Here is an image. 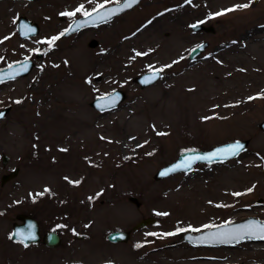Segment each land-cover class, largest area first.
Returning a JSON list of instances; mask_svg holds the SVG:
<instances>
[{"label": "rangeland", "instance_id": "1", "mask_svg": "<svg viewBox=\"0 0 264 264\" xmlns=\"http://www.w3.org/2000/svg\"><path fill=\"white\" fill-rule=\"evenodd\" d=\"M109 1L0 0V67L34 62L27 75L0 82V108L10 105L0 120V177L18 167L0 182V264H264V241L194 247L181 239L249 215L264 221V0H141L60 36ZM68 12L75 15H61ZM18 15L39 33L19 38ZM198 21L214 31H193ZM151 69L161 72L156 82L133 81ZM115 88L126 93L115 108L89 105ZM236 139H249L237 156L153 176L185 149ZM17 213L34 216L42 234L59 233V244L12 241ZM145 217L154 221L132 229ZM114 229L128 239L107 240Z\"/></svg>", "mask_w": 264, "mask_h": 264}, {"label": "water", "instance_id": "2", "mask_svg": "<svg viewBox=\"0 0 264 264\" xmlns=\"http://www.w3.org/2000/svg\"><path fill=\"white\" fill-rule=\"evenodd\" d=\"M140 0H136L135 3L131 4L130 7H124V5L128 2V0H121L116 3L104 5L92 10L90 15H81L79 17L74 18L68 26L63 30L64 35H69L73 32L79 31L86 27L95 26L99 23L110 20L117 14L124 12L127 9L132 8L136 5ZM115 10V11H113ZM195 25V27H193ZM17 32L20 38H25L31 35H36L39 32V26L36 22H32L24 15H19L17 17ZM191 29L194 31L204 30V31H213V27L210 25H204L200 22H196L192 24ZM31 29V31H29ZM207 46V41H203L193 46L188 53V58L193 59ZM40 54L38 53L36 56L38 57ZM33 61L24 58L22 60L15 61L8 66L0 68V80L5 81L7 79L15 78L17 76L26 75L32 68ZM160 77L159 69H151L146 72H143L139 75L133 77V81L137 82L140 87H145L153 82H155ZM125 98V92L121 89H114L107 94L97 95L93 98L89 104L97 110H109L116 107L123 99ZM10 106H6L0 109V119L4 117V115L9 111ZM258 126L264 130V119L258 123ZM248 139H238L233 141H228L225 143H221L215 145L213 147L207 149H186L178 154V156L172 160L171 162L159 167L155 173V179L164 178L170 174L180 172V171H188L195 165L196 163H211L220 160H226L232 158L234 156H228L226 153H220L216 157L211 159H201V157H207L209 154L216 152L217 149H227L230 145L239 144L242 146V152L248 145ZM238 153V154H239ZM2 163L5 164L7 157L5 154H2ZM168 169H174L167 173V175H160L161 172H164ZM18 172V168H13L9 173H3L0 177V182L4 183L6 180L14 177ZM129 200L133 201L136 205H139V201L135 196L130 195L128 197ZM16 219L18 221L12 223L10 238L13 241H17L19 243L20 240L24 237H27L29 233L33 238H25L23 239V245L38 242L42 240L45 245L55 246L60 242V235L55 231H47L41 238L39 223L36 218L26 214V213H17ZM152 217H147L139 220L133 228L143 226L147 223L153 222ZM259 222V224L264 225V221H261L259 218L255 216H247L238 220H233L229 222L220 223L214 225L211 228H207L205 230L199 231L197 233L184 232L182 235V240H186L191 244L198 245H224V246H234L235 244L248 240L251 242L264 241V238H259V236H252L251 238L247 235L242 239H231L226 242H222L219 240L209 239L210 235L213 233H232V234H241L249 228L252 230L256 229V225H250L249 222ZM128 231L125 230H113L106 235V238L110 241H125L128 238Z\"/></svg>", "mask_w": 264, "mask_h": 264}, {"label": "snow or ice", "instance_id": "3", "mask_svg": "<svg viewBox=\"0 0 264 264\" xmlns=\"http://www.w3.org/2000/svg\"><path fill=\"white\" fill-rule=\"evenodd\" d=\"M136 0H128V2L124 5V7H130L131 4L135 3ZM249 7L248 4H243V5H237L235 8H232V9H226L220 13H216V15H223L225 12H228V11H234L236 10V8H247ZM83 10V5L79 6L77 9H76V12H81ZM115 11V10H113ZM61 15H68V16H72V15H75L74 12H68V13H62ZM84 15H90V13L88 12H84ZM193 27H195V25H193ZM29 31H31V29H29ZM60 35H64V33H60ZM59 39V36H55V37H52L51 40L48 42L49 44L53 43L55 40ZM136 55H141V53H136ZM162 70V69H161ZM0 82H2V80H0ZM252 99V98H250ZM16 103H20V101H16ZM2 115V114H0ZM241 145L239 144V142H237L236 144H233V145H230L227 149H217L216 152H213L211 154H209V156L207 157H201V159H211L213 157H216L218 154L220 153H226L228 156H236L238 155L239 151L241 150ZM174 169H168L164 172H161L160 175L164 176V175H167L168 172L170 171H173ZM45 191H48L47 189H45ZM249 191H251V189H249ZM234 195H241L240 193H235ZM166 215V213L164 214ZM250 225H256V229L255 230H252L251 228H249V230L241 233V234H232V233H213L210 235L209 239H212V240H219V241H222V242H226L228 240H231V239H242L244 238L245 235L249 236L250 238L252 236H259V238H264V225H261L259 224V222H249ZM204 227H211L210 225H205ZM196 231H199V229H195ZM179 231H182V230H179ZM173 233H169L168 235H171ZM25 238H33L31 236V234L29 233V235L27 237H24L20 240L21 243H23V239ZM27 246V245H25ZM137 247H139V245H136Z\"/></svg>", "mask_w": 264, "mask_h": 264}, {"label": "bare ground", "instance_id": "4", "mask_svg": "<svg viewBox=\"0 0 264 264\" xmlns=\"http://www.w3.org/2000/svg\"><path fill=\"white\" fill-rule=\"evenodd\" d=\"M4 30V26L0 27V33ZM1 41V40H0ZM141 185V184H140Z\"/></svg>", "mask_w": 264, "mask_h": 264}, {"label": "flooded vegetation", "instance_id": "5", "mask_svg": "<svg viewBox=\"0 0 264 264\" xmlns=\"http://www.w3.org/2000/svg\"><path fill=\"white\" fill-rule=\"evenodd\" d=\"M113 1H116V0H113ZM113 1H111V2H113ZM110 2V1H109Z\"/></svg>", "mask_w": 264, "mask_h": 264}]
</instances>
